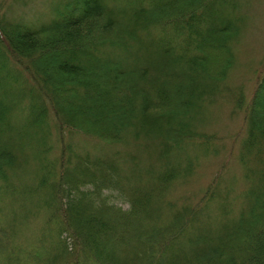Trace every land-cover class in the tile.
Here are the masks:
<instances>
[{"label": "trees", "instance_id": "1", "mask_svg": "<svg viewBox=\"0 0 264 264\" xmlns=\"http://www.w3.org/2000/svg\"><path fill=\"white\" fill-rule=\"evenodd\" d=\"M9 3L0 0V264H264V56L247 96L225 89L252 2L55 0L36 25L6 18ZM217 102L247 126L236 202L222 183L232 152L188 189L217 153L204 128Z\"/></svg>", "mask_w": 264, "mask_h": 264}, {"label": "rangeland", "instance_id": "2", "mask_svg": "<svg viewBox=\"0 0 264 264\" xmlns=\"http://www.w3.org/2000/svg\"><path fill=\"white\" fill-rule=\"evenodd\" d=\"M54 1L55 0H14L15 3L6 5L4 16L10 20H29L32 25H36L35 23L47 20L48 8L53 5ZM250 4V21L242 30L240 36L234 41L233 49L236 53V63L227 77V88H225L233 92L237 90L236 88L238 85H242L246 96L254 87L252 69L259 65L262 56H264V0H250ZM15 76L19 77L18 74ZM19 83L20 82H18V84ZM263 93V91H260V94ZM258 98L259 96L253 99L252 106L254 105L255 107V104H258L260 100V98ZM26 106H28V103ZM18 114H20L21 118L25 116L22 108H19ZM204 125L206 129L204 130L208 134L216 136L217 141L215 142L217 144V150H215L217 153H213V155L201 159L197 172L195 173L196 176L188 185V189L198 191L200 187H204L209 182L213 172L219 167L218 165L222 160L225 158L227 159L230 152H232V158L227 160L229 163V170L224 172L225 175L222 177V179L224 178L222 183L227 186V190L224 192L225 196H227L228 200L231 202H236L237 192H235V190L238 186H236L235 183L236 178L231 173L236 172L235 168H237V165L235 159L239 152L240 143L246 135L247 126L244 121L243 112L237 111L231 102L222 104H218L217 102V104L212 106V112L206 115ZM65 136L66 140L73 139L74 144L79 145L82 149L88 148L87 142L85 144H79L80 142L83 143V139H80L79 136L69 134ZM180 195L184 196L185 194L183 192L180 193ZM116 196V194H111L107 202L109 204L116 202V204L119 205L120 203L118 200L120 198ZM116 204L112 205L118 207ZM2 215H0V219L4 218ZM25 226L26 224L24 223L20 225V228H24Z\"/></svg>", "mask_w": 264, "mask_h": 264}, {"label": "bare ground", "instance_id": "3", "mask_svg": "<svg viewBox=\"0 0 264 264\" xmlns=\"http://www.w3.org/2000/svg\"><path fill=\"white\" fill-rule=\"evenodd\" d=\"M65 128V127H64Z\"/></svg>", "mask_w": 264, "mask_h": 264}]
</instances>
